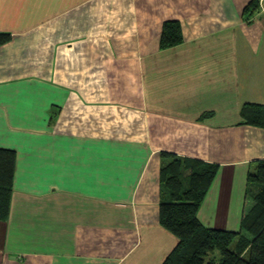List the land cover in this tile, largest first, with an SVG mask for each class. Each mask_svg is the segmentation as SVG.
I'll return each instance as SVG.
<instances>
[{
	"label": "crops",
	"instance_id": "1",
	"mask_svg": "<svg viewBox=\"0 0 264 264\" xmlns=\"http://www.w3.org/2000/svg\"><path fill=\"white\" fill-rule=\"evenodd\" d=\"M0 0V264H161V153L219 165L198 217L237 232L264 160V0ZM248 18V19H247ZM183 41L160 49L164 22Z\"/></svg>",
	"mask_w": 264,
	"mask_h": 264
},
{
	"label": "trees",
	"instance_id": "2",
	"mask_svg": "<svg viewBox=\"0 0 264 264\" xmlns=\"http://www.w3.org/2000/svg\"><path fill=\"white\" fill-rule=\"evenodd\" d=\"M256 0L245 7L249 18ZM247 18V19H248ZM10 33L0 32V46L9 42ZM183 41L181 24L166 21L161 28L160 49L172 48ZM243 122L264 128V105L245 103ZM15 150L0 148V222L9 217L15 173ZM159 219L177 244L161 264H264V160L256 162L247 180L252 205L241 219L237 232L210 228L202 224L198 211L208 194L219 165L170 152L161 153Z\"/></svg>",
	"mask_w": 264,
	"mask_h": 264
}]
</instances>
